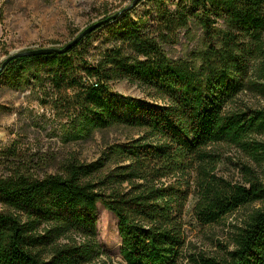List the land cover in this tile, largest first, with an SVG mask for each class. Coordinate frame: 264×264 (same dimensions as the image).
<instances>
[{
	"label": "trees",
	"instance_id": "1",
	"mask_svg": "<svg viewBox=\"0 0 264 264\" xmlns=\"http://www.w3.org/2000/svg\"><path fill=\"white\" fill-rule=\"evenodd\" d=\"M182 1L176 14L161 12L158 25L185 26L188 8L202 13L208 42L190 61L169 59L145 26L129 22L96 64L80 55L91 32L65 53L18 57L4 68L48 80L80 107L83 130L125 128L137 137L91 162L62 158L42 176L18 158L0 175V264H106L98 203L117 219L123 264H179L191 195L204 225L254 206L235 226L231 248L200 255L198 264H264V178L244 165L243 181L232 183L215 174L219 157L210 151L241 147L264 172V142L254 138L264 136V109L236 105L244 93L264 99V0ZM115 79L151 101L112 92Z\"/></svg>",
	"mask_w": 264,
	"mask_h": 264
},
{
	"label": "rangeland",
	"instance_id": "2",
	"mask_svg": "<svg viewBox=\"0 0 264 264\" xmlns=\"http://www.w3.org/2000/svg\"><path fill=\"white\" fill-rule=\"evenodd\" d=\"M132 0H0V66L10 55L35 48H61L87 26L130 6ZM182 0H140L128 11L91 33L82 44L80 55L86 64L98 63L103 52L118 44L115 32L129 22H138L159 42L166 56L173 60L194 59L207 44L200 24L202 13L186 9L185 26L162 30L158 22L161 12L176 14ZM215 26H223L217 10L209 8ZM80 71L84 64L78 62ZM79 71V70H78ZM84 73L83 71L81 74ZM110 90L124 96L151 101L134 84L126 80L109 82ZM236 105L251 109H264V99L250 93L238 98ZM75 102L61 92L56 93L46 79H34V71L2 72L0 74V175L18 158L35 167L42 176L51 172L62 158L74 155L91 162L100 157L106 146L122 143L133 132L122 129L99 131L83 130V114ZM89 132V133H88ZM264 142V136H254ZM219 157L215 174L232 183L242 182L244 165L261 177L263 165L253 161L241 147L219 143L210 147ZM18 155V156H16ZM20 161V160H19ZM17 162V161H16ZM23 162V161H21ZM28 165V166H29ZM30 166V167H32ZM263 174V175H262ZM193 176V175H192ZM196 200L191 195L185 206L183 228L185 243L179 264H198L200 255L220 257L230 249L235 226L254 206H245L225 215L213 224H200L194 214ZM97 239L104 250L106 264H123L119 254L121 241L115 215L97 204Z\"/></svg>",
	"mask_w": 264,
	"mask_h": 264
},
{
	"label": "water",
	"instance_id": "3",
	"mask_svg": "<svg viewBox=\"0 0 264 264\" xmlns=\"http://www.w3.org/2000/svg\"><path fill=\"white\" fill-rule=\"evenodd\" d=\"M140 0H132V3L130 6L120 10L119 12L112 14L106 18H103L89 26H87L85 29H83L75 38H73L71 41H69L65 46L61 48H55V47H46V48H35L30 50H24L19 51L13 54H10L1 64L0 66V74L3 72L4 68L14 59L18 57H24V56H37V55H47L52 53H65L67 52L72 46L76 45L83 37H85L87 34L95 31L99 27L105 25L106 23L112 21L113 19H116L120 14L128 11L131 7L135 6Z\"/></svg>",
	"mask_w": 264,
	"mask_h": 264
}]
</instances>
